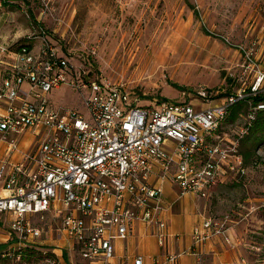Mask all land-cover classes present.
<instances>
[{
  "label": "built area",
  "instance_id": "built-area-1",
  "mask_svg": "<svg viewBox=\"0 0 264 264\" xmlns=\"http://www.w3.org/2000/svg\"><path fill=\"white\" fill-rule=\"evenodd\" d=\"M56 1L37 0L41 15L55 11ZM53 20L58 27L64 21ZM26 38L17 46L0 41V215H10L9 234L18 240L2 256L28 247L52 255L41 264H145L141 255L118 260L116 241L144 222L166 247L167 182L182 195L207 199L232 172L247 174L241 139L264 111V65L255 44H232L242 72L231 76L230 90L182 91L183 98L141 105L125 83L95 70V48L69 46L57 27L40 19L31 21ZM64 87L82 106L53 99ZM241 101L249 109L243 126L226 123ZM49 214L69 241L51 253L49 244L36 243L45 227L33 223ZM204 219L192 234L191 250L199 257L214 237L230 242L234 223L228 214ZM182 254L166 253L154 264H179Z\"/></svg>",
  "mask_w": 264,
  "mask_h": 264
},
{
  "label": "rangeland",
  "instance_id": "rangeland-1",
  "mask_svg": "<svg viewBox=\"0 0 264 264\" xmlns=\"http://www.w3.org/2000/svg\"><path fill=\"white\" fill-rule=\"evenodd\" d=\"M0 2V33L7 42L26 41L31 21L40 19L49 29L57 27L69 46L95 48V70L113 82L125 83L141 105L183 98L182 91L230 90L231 76L242 72V56L233 43L255 44L264 65V0H58L55 11L43 15L37 0ZM53 15L64 20L61 26ZM53 99L82 106L68 87L56 91ZM239 109L234 125L241 127L249 109L245 104ZM260 136L247 135L241 151L251 146L247 141ZM254 150L249 164L253 159L264 166V141ZM238 192L242 197L243 191ZM9 218L0 215V251L18 245L9 234ZM55 219L51 214L33 218L34 224L46 229L36 243L49 244V253L55 244L65 246L68 241L59 234L61 223ZM6 256L0 253V264H41L52 257L28 247L10 250Z\"/></svg>",
  "mask_w": 264,
  "mask_h": 264
},
{
  "label": "crops",
  "instance_id": "crops-1",
  "mask_svg": "<svg viewBox=\"0 0 264 264\" xmlns=\"http://www.w3.org/2000/svg\"><path fill=\"white\" fill-rule=\"evenodd\" d=\"M4 38L0 33V41H7ZM247 166L246 175L239 177L233 172L228 182L217 186L207 199L195 193L182 195L177 184L167 182L163 215L169 222L170 237L166 247L159 246L154 228L139 222L127 239L116 241L118 260H133L141 255L145 264H154L155 259L166 253H184L179 264H264V166ZM238 191H243L242 197ZM209 214L218 217L228 214L233 218L227 233L230 242L226 236L214 237L199 257L191 250L192 234Z\"/></svg>",
  "mask_w": 264,
  "mask_h": 264
},
{
  "label": "trees",
  "instance_id": "trees-1",
  "mask_svg": "<svg viewBox=\"0 0 264 264\" xmlns=\"http://www.w3.org/2000/svg\"><path fill=\"white\" fill-rule=\"evenodd\" d=\"M24 42H25V41H24ZM24 42H23V41L21 42V40H20V41H18V42L16 43V46L19 45V44H22V43H24ZM16 46H15V47H16ZM241 104H245V105L247 106V108H248V103H247V101H241V102H237V103H235V105H233V106L230 108V113H229V115H228V117H227V119H226V123H233V124H234V123L236 122V119H237L238 116H239V112H238V110H240L239 108H240V105H241ZM242 115H243V114H240V116H242ZM250 133H252V134L255 135V136H257V134H260L261 136H260L259 138H258V137L253 138L252 141H247L246 144H249V145L251 144V146H250L249 148H247V151H245L244 153L241 151L242 155H243L244 158H245V164H246V165H252V163L255 162V161L252 159L251 164H249V163H250V158H251V156H252V152L255 151V150H254L255 144H257V143H259V142H261V141H264V111H261V112L258 114L256 120H254V121L252 122V125H251V127H250L248 133L245 134V135L243 136V138L241 139L242 142H243V139H244L247 135H249ZM254 156H256V154H254ZM2 247H4V245H3Z\"/></svg>",
  "mask_w": 264,
  "mask_h": 264
}]
</instances>
